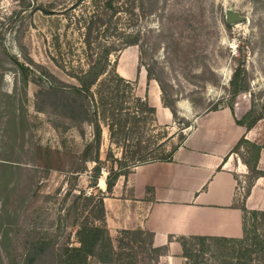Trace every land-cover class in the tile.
I'll list each match as a JSON object with an SVG mask.
<instances>
[{
  "label": "rangeland",
  "instance_id": "rangeland-1",
  "mask_svg": "<svg viewBox=\"0 0 264 264\" xmlns=\"http://www.w3.org/2000/svg\"><path fill=\"white\" fill-rule=\"evenodd\" d=\"M104 1L0 0V264H22L26 248L33 241L50 245L39 264L58 262L66 245H79L80 224L93 219L90 206L83 210L85 196H98L99 189L105 197L112 193L106 184L100 185V180L106 183L112 168L120 169L122 165L116 159L123 157L124 148L112 140L107 125L103 124L102 129L97 188L92 185L96 163L85 164L81 157L93 138L92 126L72 125L63 118L57 120L60 124L56 126V116L36 107L39 86L35 78L41 68L73 83L76 79L66 70L87 67L84 33ZM120 3L124 8L98 37L115 44L111 63L129 46L127 37L138 36L140 66L152 69L153 75L165 84L167 97L185 105L187 116H201L229 104L235 107L236 102L248 109L255 103L257 111L264 108V0ZM228 9L240 12L246 19L227 26ZM22 64L29 70H24ZM237 67L244 70L248 89L234 98L231 79ZM133 86L135 90L136 84ZM125 106L135 111L132 98ZM193 118L178 114L170 124H159L156 119L141 121L133 129L130 142H126L128 149L139 145L147 154L146 160L168 153L183 141L193 126ZM108 150L114 158L108 157ZM3 162L11 163L10 173H3ZM127 163L121 172L130 171L139 162ZM250 178L243 184L244 194ZM4 208L11 214L9 220L4 217ZM252 211L246 213L245 243L208 242L205 248L192 243L185 264H263L258 258L264 254V218L261 215L255 219ZM121 230H109L115 248ZM123 245L120 254L124 259L120 263L157 264L156 253L138 246L130 248L127 239ZM114 262H102L94 256L88 264Z\"/></svg>",
  "mask_w": 264,
  "mask_h": 264
},
{
  "label": "crops",
  "instance_id": "crops-1",
  "mask_svg": "<svg viewBox=\"0 0 264 264\" xmlns=\"http://www.w3.org/2000/svg\"><path fill=\"white\" fill-rule=\"evenodd\" d=\"M116 70L136 84V96L155 108L159 124L174 122L158 81L140 66L136 45L121 52ZM184 106L178 102V114L195 118L172 159L137 164L119 176L111 195L104 198L110 231L142 228L153 234V246L165 247L157 264H185L181 237L242 238L243 207L264 210V174L245 195L243 184L251 172L243 159L244 146L235 150L243 137L264 142V118L248 129L237 122L249 110L239 102L234 110L225 106L201 116H187ZM257 168L264 171V148Z\"/></svg>",
  "mask_w": 264,
  "mask_h": 264
},
{
  "label": "trees",
  "instance_id": "trees-1",
  "mask_svg": "<svg viewBox=\"0 0 264 264\" xmlns=\"http://www.w3.org/2000/svg\"><path fill=\"white\" fill-rule=\"evenodd\" d=\"M121 0H105L101 5L100 12L92 16L89 21V26L84 33L85 51L88 57V65L85 68L66 70L67 74L76 79V82L69 83L60 80L53 74L49 73L44 67L40 69L39 75L35 78L36 84L39 86L37 91V110L44 113L53 114L56 122L59 119L68 120L72 125H80L89 123L93 128V138L88 142L81 152V157L85 164L92 161L95 162L94 174L92 176V185L98 187L99 177L101 175V159L99 155L103 124H106L110 136L114 142L123 145V157L116 159L122 165L120 169H113L110 171L107 180V191L112 192L113 187L122 174L127 175L130 171L121 172V169L128 167L127 161L132 163L142 164L154 160H171L173 154L178 148L179 144L174 146L168 153H162L160 156L155 155L150 160H146L147 154L139 145L133 150L128 149L130 142L129 138L132 137L133 129L141 121L144 122L148 119L155 118V108L150 106L146 99L136 96L134 94V83L122 77L116 70L115 60L111 63L110 55L116 50L114 43L107 41H100L98 39L101 30L108 29V24L112 18L119 13L123 8L124 3ZM227 26H229L227 24ZM127 44H139L138 36H128ZM24 70H29L27 66L22 64ZM65 68V67H63ZM148 77L154 78L158 81L162 90V99L166 106H168L174 118H178L177 99L168 98L166 95V86L159 78L153 75L152 69H147ZM244 70L237 67L231 79L232 96L235 98L240 92L248 89V84L244 82ZM51 77V78H50ZM27 80V74H26ZM133 99L135 102V111L128 110L125 106L127 99ZM225 106L216 107L210 110H218ZM231 110H234L233 104L227 105ZM256 104H252L248 112L238 119V124L250 129L256 123L264 118V108L261 111L256 110ZM208 110V111H210ZM63 123V121H62ZM56 126H59L57 121ZM244 146L243 159L248 165L251 178L249 189L253 184L255 178L264 174L257 168L260 151L264 148L263 143L252 142L246 138H241L235 147L239 150ZM132 147V146H131ZM133 148V147H132ZM153 155V154H152ZM108 157L114 158L113 153L108 150ZM3 173H10L12 170L11 163L3 162ZM137 165V164H136ZM99 195L90 194L85 196L86 204L83 210L90 206L89 212L93 215L90 222H82L78 230L79 245L68 246L66 245L59 253L58 262L54 264H88L90 257H99L102 262L114 260V264H125L119 261L124 258L121 257L120 250L124 247V239H127L128 246L140 247L141 250H150L156 253L158 260L159 256L165 252V247L153 246V234L150 231L142 228L136 229H122L118 237V248H115L109 233L106 222V208H105V195L99 189ZM97 196V197H96ZM97 198V199H96ZM95 202V205H91ZM4 217L11 218V214L7 208H4ZM244 218L249 211L243 207ZM253 217L257 219L259 216L264 218V210H253L251 212ZM96 221L98 223H96ZM2 229V221H0V230ZM4 236L8 237V233L4 232ZM148 238V240H147ZM248 238V230L246 222L244 224V236L242 238H227V237H211V236H194L190 238L181 237L179 240L182 244L184 256L189 257L191 253L190 245L200 244L205 248L208 242L226 243L236 242L245 243ZM193 243V244H192ZM50 248L48 243L42 241H33L28 244L22 264H39L43 255H45ZM248 253V251H247ZM118 255L116 259L115 256ZM260 263L264 264V254L258 258ZM130 264V263H126ZM239 264H246V261Z\"/></svg>",
  "mask_w": 264,
  "mask_h": 264
},
{
  "label": "water",
  "instance_id": "water-1",
  "mask_svg": "<svg viewBox=\"0 0 264 264\" xmlns=\"http://www.w3.org/2000/svg\"><path fill=\"white\" fill-rule=\"evenodd\" d=\"M245 19H246V16L236 10H233V9L226 10V23L227 24H234L237 22L244 21Z\"/></svg>",
  "mask_w": 264,
  "mask_h": 264
},
{
  "label": "bare ground",
  "instance_id": "bare-ground-1",
  "mask_svg": "<svg viewBox=\"0 0 264 264\" xmlns=\"http://www.w3.org/2000/svg\"><path fill=\"white\" fill-rule=\"evenodd\" d=\"M105 184H106V183H105L104 179H101V180H100V185L104 186Z\"/></svg>",
  "mask_w": 264,
  "mask_h": 264
}]
</instances>
